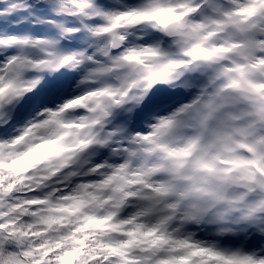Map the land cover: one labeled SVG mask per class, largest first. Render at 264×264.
<instances>
[{
  "label": "snow or ice",
  "instance_id": "6c2138e0",
  "mask_svg": "<svg viewBox=\"0 0 264 264\" xmlns=\"http://www.w3.org/2000/svg\"><path fill=\"white\" fill-rule=\"evenodd\" d=\"M0 264H264V0H0Z\"/></svg>",
  "mask_w": 264,
  "mask_h": 264
}]
</instances>
